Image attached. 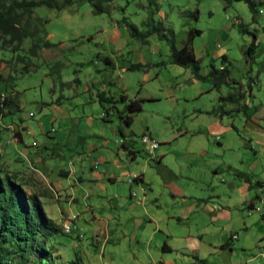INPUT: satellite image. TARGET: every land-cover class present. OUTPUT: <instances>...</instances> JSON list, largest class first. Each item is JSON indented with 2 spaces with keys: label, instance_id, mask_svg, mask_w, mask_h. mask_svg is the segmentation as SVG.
I'll return each mask as SVG.
<instances>
[{
  "label": "rangeland",
  "instance_id": "374dc122",
  "mask_svg": "<svg viewBox=\"0 0 264 264\" xmlns=\"http://www.w3.org/2000/svg\"><path fill=\"white\" fill-rule=\"evenodd\" d=\"M255 2L254 15L243 0L228 4L223 0H154L152 6L150 0H111L110 12L103 14H94L88 2L73 3L61 10L38 6L31 15L30 27L36 26L40 32L37 37L46 38L52 46L39 49L36 56L29 51L34 39L25 38L16 47L0 35V95L11 99L0 113V170L13 177L27 194H35L44 214L59 228L46 242L54 264H69L75 258L84 264H155L146 255L154 249L152 245L148 248L151 225L145 224L139 210L143 205L138 202L158 192V188L162 190L157 185L156 169L160 153H164V166L178 175L177 186L186 191L197 188L199 194L212 190L220 202L231 205L230 232H206L205 245L197 253L199 258L212 257L211 264H264V206L259 202L264 185H254L256 181L264 184V0ZM154 6L155 22L172 29L177 47L184 45L189 29L200 30L192 47L201 73L207 74L210 64L216 68L224 64L229 69V84L215 88L210 81L196 80L190 68L171 63L170 43L156 33H147L146 42L131 35L123 18L141 33L150 32L147 21ZM240 23L256 35L259 45L254 58L246 54L252 36L241 31ZM223 55L226 60H222ZM107 56L110 63L104 61ZM137 62L149 66L127 69V65ZM76 80L80 81L81 92L72 96L70 85ZM86 86L90 92L83 90ZM97 90L117 99L122 94L129 99L140 98L142 110L127 126L120 118L125 113L123 103L117 102L114 108L100 104ZM234 91L244 94L241 104L222 102L223 109L229 111L222 116L223 122L231 126L230 131L210 133L207 125L216 116L221 117L219 97ZM58 100L63 104L60 109L70 108V117L56 108ZM213 109H217L216 116L210 114ZM77 120L85 121L88 128L79 126ZM65 129L73 138L78 134L81 138L58 144ZM90 129L99 134L91 135ZM143 133L159 143L151 156L141 142ZM122 142L136 151L135 158ZM173 145L199 157L190 163V158L176 153ZM79 146H83V153H78ZM96 151L99 154L95 155ZM70 154L73 168L77 167L85 181L71 188L76 198L71 203V197L56 186L59 177L63 183L68 180L67 166L61 161L68 160ZM95 162L100 167L92 169ZM118 163L122 165L118 167ZM232 170L249 175L255 186L250 195L254 199L259 195L255 201L259 206L252 211L243 207L242 197L236 198L231 183L241 184L243 177H235ZM111 172L115 182L109 180ZM140 174L143 180L139 181ZM132 175L137 179L129 184ZM189 176L207 186L194 185ZM129 191L134 192L131 198ZM147 201V209L157 212L154 203ZM131 203L137 209L133 216L128 214ZM162 209L172 214L167 199L160 204ZM118 215L122 218L119 222ZM71 216L77 229L67 233L63 223ZM94 216L103 219L109 230L127 226L128 236L97 243L96 233L102 224ZM225 223L223 220L220 224ZM178 228L174 227L173 235L179 234ZM232 234L238 237L230 241L232 250L210 253L209 244L220 245ZM258 245L260 248H256ZM180 247L185 253L178 252L176 264L196 261L191 247ZM159 249L161 252V242ZM163 254L168 259L173 257L171 253Z\"/></svg>",
  "mask_w": 264,
  "mask_h": 264
},
{
  "label": "trees",
  "instance_id": "16d2710c",
  "mask_svg": "<svg viewBox=\"0 0 264 264\" xmlns=\"http://www.w3.org/2000/svg\"><path fill=\"white\" fill-rule=\"evenodd\" d=\"M111 0H8V2L0 1V35L6 38L7 43H14L20 46L25 38H32L29 51L36 56L39 49L49 48L52 44L46 39L37 37L39 29L36 26L30 27L31 15L33 10L38 6H45L49 9L61 10L73 3L82 4L88 2L94 14H103L110 12ZM225 4L234 0H223ZM251 13L257 12L255 0H243ZM150 6L154 4V0H150ZM123 10V8H122ZM156 6L150 10L147 23L150 25V32L141 33L138 27L127 22L126 17L123 21L129 28L133 37H140L146 42L147 33H156L159 38H164L170 43V62L182 67L190 68L193 77L202 82L210 81L215 88H219L223 84H229V69L222 64L220 68H216L210 64V70L207 74L201 73L200 61L196 57L192 40L195 35L200 34V30L191 28L188 30L187 40L183 46L177 47L172 29H166L161 22H155L154 15ZM242 32L250 33L252 39L247 46L246 54L249 59L254 58L257 52L258 42L254 32H250L244 23L239 24ZM169 33L168 35L165 33ZM36 38V39H35ZM226 56H222V60H226ZM109 57H104V61L109 63ZM149 65L147 63H130L127 65L129 70L145 69ZM1 84V76H0ZM250 90V88H249ZM244 94L239 92H231L226 96H220L219 102L225 101L241 104L240 100ZM100 104L107 103L111 108L115 107L117 102L123 103V114H120L121 120L125 125L129 126L133 121V115L142 110V99L133 97L129 99L122 94L118 99L113 96H107L103 91L97 93ZM9 96L1 97L0 95V113L4 112V108L10 105ZM17 107V106H16ZM220 112H229L223 109V105H219ZM18 109V108H17ZM16 109V110H17ZM217 110V109H216ZM212 112V111H210ZM121 113V112H120ZM106 114V112L104 113ZM104 114L101 116L104 119ZM121 132V130L119 129ZM122 133V132H121ZM122 146L128 150L130 156H135L136 151L129 149L128 144L122 142ZM249 183V187L260 185L258 181L254 185L251 178L247 174L238 173ZM59 232V228L48 218L41 208V202L35 194H27L21 186L9 174L0 170V264H32L48 260L49 264H54V257L50 253L46 242ZM226 241L222 246H229ZM69 264H83L81 259L75 258ZM195 264V263H193Z\"/></svg>",
  "mask_w": 264,
  "mask_h": 264
},
{
  "label": "crops",
  "instance_id": "0c3cea01",
  "mask_svg": "<svg viewBox=\"0 0 264 264\" xmlns=\"http://www.w3.org/2000/svg\"><path fill=\"white\" fill-rule=\"evenodd\" d=\"M108 57V56H107ZM111 62V60H109ZM109 62V63H110ZM141 63V62H140ZM121 70H124V67L121 68ZM229 79V78H228ZM80 81L76 80L74 85H70V91H71V95L72 96H77L81 90H80ZM103 87H105V84H102ZM83 90H87L88 92H90V88L88 86H86ZM82 90V91H83ZM98 91V90H97ZM251 91V90H250ZM249 91V94H251V92ZM99 92V91H98ZM96 92L95 94L97 95ZM94 95V91H92L90 93V101L93 100V98H91ZM244 98V96H243ZM242 98V99H243ZM241 99V100H242ZM240 100V102H241ZM52 103L54 104L55 102L52 100ZM61 101L58 100L56 108H59V110L61 111V113L64 116H68L70 117V108L68 107V109L66 111H63L62 109H60V105H61ZM81 104H84V102H82ZM63 105V104H62ZM222 105V103H218L217 106ZM62 108V107H61ZM214 110V109H213ZM212 112H210V114H213L216 116V110H214ZM215 112V113H214ZM225 112L220 113L221 117L216 116L215 119H212V121L207 125L206 129L210 131V133H224V132H228L230 131V125L227 122H223V114ZM249 119L252 120V116H249ZM76 122V120H75ZM78 122V120H77ZM92 124V123H90ZM78 125L81 127H85L88 128V124L85 121H79ZM79 130V128H77ZM44 131V130H42ZM91 135H98L99 132H93L91 129L90 131ZM32 133V132H30ZM148 134V133H147ZM73 134L70 133V130L65 129V131L62 133V135L58 138V144H65V142L67 141V139L69 140H74L76 139V137L78 139L81 138V136L78 134L77 136H75V138L72 137ZM150 135V134H149ZM71 136V137H69ZM151 136V135H150ZM217 138H219L217 136ZM174 148L173 150L176 151V153H178L179 155H183L185 157L190 158L191 162L194 161L195 159H197V157H199V154L197 153H193V152H188L187 149L185 148H177L176 145H173ZM123 147V146H122ZM125 149V148H124ZM92 150V149H91ZM78 153H83V146H79L78 148ZM99 154V152L96 151L95 155ZM102 154V153H101ZM164 155V153H160L157 159V163H156V169H157V185L161 186L162 190L159 191L158 188V192H152L150 194H147L143 197L142 200H138L139 204L143 205L141 210L142 215L145 219V224H150L151 225V234L149 237H147V240L149 241L148 244V248H150V245H152L154 247L153 252L150 250H148L146 252V255L151 256L153 260H155V264H176V260L178 259V252H181L182 248L180 247V245H184L187 247H191L192 251L194 250V252L196 254L192 255V258L196 259L195 262H191L192 264H211L212 261V257L211 260L209 259V257L207 256H202L201 258H199V254H197L200 249H201V245H205L203 243V241L205 240V234L208 231L217 229V230H222L224 229V231H228L229 226L231 225V211H230V207L231 205H228L227 203H222L219 201L218 199V194L212 193L210 191L207 192L205 191V194H199L198 189L194 188L195 190L193 191H189V189L184 190L182 188H180L179 186H177L178 182L176 181V177L178 176L176 174V172L172 171V170H168L163 163V159L162 156ZM98 158H100V156H97ZM132 157V156H131ZM135 156H133L132 158H135ZM111 158V157H110ZM103 159V158H102ZM101 160V159H100ZM105 160V159H103ZM118 161V159L116 160ZM62 164H64L66 167V170L68 171V175L66 176V178H68L66 183H63L61 177H59L56 181L57 183V187L61 188V190L69 195L71 197V202L76 201V198L74 197L75 194L72 193V187H75L76 183H83L84 178L78 174L79 170L76 168H73L74 166V162L73 160H71V154L70 157L66 158V160H62L61 161ZM93 163V162H92ZM118 167H120V163L117 164ZM217 165V163L215 164ZM214 165V166H215ZM213 166V167H214ZM99 164H97L96 162L92 165V169H96L99 168ZM218 167L214 168L213 170H215V172H219L217 171ZM237 170H232L231 174L234 175L235 177L238 175ZM77 173V174H76ZM111 176L109 178V180L111 182H115L116 178L112 175V172L110 173ZM189 180H191V182L196 185L197 183L199 185L202 186H207V185H203L201 184L200 181L195 180L192 178V176L188 177ZM138 180H143V175L140 174L138 177ZM244 182V183H243ZM243 182L241 184H237L235 181H232L231 186L233 188V191L235 190L237 192V199L241 200L242 197V203L244 204L243 207H246L249 209V211H252V209H254V207H257L259 205H255V201L256 198H259V195H256L255 199L253 197V195H250V190L255 187H249V183L245 181V179L243 178ZM259 183H261L260 185H258V187L263 186L264 184L260 181H258ZM252 184V183H251ZM253 185V184H252ZM257 187V188H258ZM211 188V187H210ZM260 188H258L259 190ZM133 195L130 193L129 191V198H131ZM146 198H147V203L152 202L155 205V210H157V212H152L151 210H148L146 206L145 202H146ZM168 201V203L170 204V206L173 208L172 209V214H168L167 212H163V211H167V209H162L159 210V206L161 203H165V201ZM67 203V202H66ZM67 203V204H69ZM127 203V202H126ZM140 205V206H141ZM127 207H130V209L132 210L131 212H129L128 214H131L133 216L136 215L135 212L137 211L135 207L134 203H131L130 206L128 204ZM152 207V206H150ZM126 211L128 210L127 208H125ZM108 215V214H106ZM261 216L264 219V214L262 213ZM120 215H118V219L117 221L119 222L120 220H122V218L120 217ZM95 221L99 222L102 224V226L100 227V231L99 233H96V239H97V243L99 241H102V243L108 242L110 240H114V239H119L120 236L122 235L123 237L128 236L129 234V230L127 229V226L119 229L118 227H115L111 230H109L108 225L106 224V222H104L103 219L100 218H96L95 216L93 217ZM223 220H226L227 223L225 224H220L222 223ZM131 226L134 228V223H130ZM107 225V227H106ZM178 225V235L175 236L173 235L172 231L174 229V227ZM221 225V226H219ZM194 228V229H193ZM108 229V231H107ZM124 229V230H123ZM118 230H121L120 233H118ZM230 232V231H228ZM111 235L113 236V238L111 237ZM238 238L237 235H231L228 237V239L226 241H229L230 245L229 246H222L224 242H220L221 244L218 245L217 243H213V244H209V248H210V253H212L213 251L215 252V250H220L221 252H224L225 250L229 249L232 250L233 246L232 243L230 242L233 239ZM262 237L260 238L261 241ZM171 242H170V241ZM178 241L180 242V244H177ZM161 242V252L159 249V243ZM260 248V245H258L256 248ZM163 253H171L173 254V257H169L165 258L163 255ZM185 252H181V254H183ZM264 255V253H263ZM158 261V262H156ZM84 264V263H83ZM154 264V263H153Z\"/></svg>",
  "mask_w": 264,
  "mask_h": 264
},
{
  "label": "built area",
  "instance_id": "2783aa9c",
  "mask_svg": "<svg viewBox=\"0 0 264 264\" xmlns=\"http://www.w3.org/2000/svg\"><path fill=\"white\" fill-rule=\"evenodd\" d=\"M103 116V114H102ZM141 142L145 147L146 153L148 155H152L155 151V149L158 147V142L152 138L149 134L143 133L141 135ZM137 179V176L132 175L131 177L128 178L127 182L129 184H131L133 181H135ZM130 193H134V192H130ZM259 202L262 203V208L264 206V190L262 191V195L261 198L259 200ZM69 219L67 221H65L63 224H65L67 226V233H71V230H76L77 227L75 225V223L73 222V217H68Z\"/></svg>",
  "mask_w": 264,
  "mask_h": 264
},
{
  "label": "bare ground",
  "instance_id": "6f19581e",
  "mask_svg": "<svg viewBox=\"0 0 264 264\" xmlns=\"http://www.w3.org/2000/svg\"><path fill=\"white\" fill-rule=\"evenodd\" d=\"M257 209H258V210H261L260 208H256V210H257ZM65 230L67 231V226L65 227ZM66 231H65V232H66Z\"/></svg>",
  "mask_w": 264,
  "mask_h": 264
}]
</instances>
